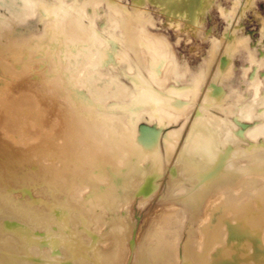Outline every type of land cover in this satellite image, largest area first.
Masks as SVG:
<instances>
[{"label": "bare ground", "instance_id": "obj_1", "mask_svg": "<svg viewBox=\"0 0 264 264\" xmlns=\"http://www.w3.org/2000/svg\"><path fill=\"white\" fill-rule=\"evenodd\" d=\"M0 264H264V0H0Z\"/></svg>", "mask_w": 264, "mask_h": 264}, {"label": "rangeland", "instance_id": "obj_2", "mask_svg": "<svg viewBox=\"0 0 264 264\" xmlns=\"http://www.w3.org/2000/svg\"><path fill=\"white\" fill-rule=\"evenodd\" d=\"M38 26L40 27L41 26V23H39ZM34 57H36V56H34Z\"/></svg>", "mask_w": 264, "mask_h": 264}]
</instances>
